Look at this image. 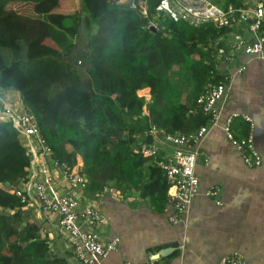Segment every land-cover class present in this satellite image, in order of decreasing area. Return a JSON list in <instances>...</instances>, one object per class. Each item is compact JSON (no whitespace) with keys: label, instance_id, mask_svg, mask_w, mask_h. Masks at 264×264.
<instances>
[{"label":"trees","instance_id":"1","mask_svg":"<svg viewBox=\"0 0 264 264\" xmlns=\"http://www.w3.org/2000/svg\"><path fill=\"white\" fill-rule=\"evenodd\" d=\"M159 2L0 0V91H17L88 191H130L163 211L165 171L141 147L153 142V125L180 134L209 123L198 99L222 78L214 59L228 28L175 21L156 10ZM83 12L89 36L72 62ZM29 166L18 130L0 122V264H71L50 251L37 225L24 223L22 210H8L23 205L16 190Z\"/></svg>","mask_w":264,"mask_h":264},{"label":"crops","instance_id":"2","mask_svg":"<svg viewBox=\"0 0 264 264\" xmlns=\"http://www.w3.org/2000/svg\"><path fill=\"white\" fill-rule=\"evenodd\" d=\"M239 1L244 5L242 8L256 2ZM216 2L224 7L233 5H227L226 0ZM227 28L225 45L235 33L252 38L244 22H235ZM81 33H87V29L83 27ZM240 65L246 68L237 72ZM219 68L222 73L231 72L232 79L228 93L219 102L217 122L199 144L201 156L196 166L199 190L179 221L170 218L174 212L170 199L159 211L148 199L130 191L109 188L81 193L86 203L108 219V223L96 226L102 239L120 238L117 249L102 258L101 264H219L223 256L234 253L241 254L247 264H264V58L240 51L234 62L223 63ZM4 94L12 102H21L17 91ZM147 95L150 101L151 94ZM233 113L253 120L255 146L263 159L260 166H247L228 140L225 126ZM247 126L248 122L241 117L232 123L234 131L241 135L246 133ZM161 147L172 155L171 144L163 143ZM29 172L32 174V170ZM60 187L62 192L63 184ZM212 190L215 193H210ZM8 210L12 213L22 210L24 223L39 227V234L49 240L52 253L60 254L71 264H81L69 236L61 231L57 216L44 214L36 206L22 205Z\"/></svg>","mask_w":264,"mask_h":264},{"label":"built area","instance_id":"3","mask_svg":"<svg viewBox=\"0 0 264 264\" xmlns=\"http://www.w3.org/2000/svg\"><path fill=\"white\" fill-rule=\"evenodd\" d=\"M116 2L134 4L133 0ZM156 10L175 21L183 20L196 27L210 23L218 28L229 27L235 22L248 24L252 38L235 33L226 47H220L216 53L214 60L218 67L223 63L234 62L240 51L264 58V0H256L247 8L234 5L224 7L216 0H160ZM143 14L147 16L146 11ZM245 68V65H240L237 72H242ZM231 79V72L222 73V78L199 97V105L209 116L208 124L180 134L168 133L153 125L149 129L154 137L153 142L141 147L143 153L153 155L157 164L165 171L169 184L168 195L174 208L170 217L173 222L179 221L198 193L200 179L196 166L201 156L199 144L209 128L217 122L219 102L228 93ZM237 117L248 122V131L243 135L237 134L232 127L233 120ZM5 121L13 123L30 156L29 169L32 174L28 171L27 177L21 180L16 190L21 203L26 207L36 206L44 214L57 216L59 227L69 236L70 245L81 264H101L102 258L117 249L120 238L109 241L102 239L96 226L108 223V219L96 207L82 199L81 193L88 186L86 178L80 171L72 170L66 162L55 156L36 117L21 102H12L0 91V122ZM225 133L247 166L262 164V156L254 142V122L249 116L231 114L226 121ZM163 143L172 145V155L163 151ZM204 160L207 162L208 158L205 157ZM61 184L66 188L62 192L59 190ZM104 190L109 188L105 187ZM210 193H215V190ZM151 257L156 258V254ZM219 264L247 263L241 254L234 253L223 256Z\"/></svg>","mask_w":264,"mask_h":264},{"label":"rangeland","instance_id":"4","mask_svg":"<svg viewBox=\"0 0 264 264\" xmlns=\"http://www.w3.org/2000/svg\"><path fill=\"white\" fill-rule=\"evenodd\" d=\"M83 18H82V26L84 27V28H86L87 29V33H81V37H80V39H79V41H78V47H77V50L76 51H74L73 53H72V55H71V60H72V62H77V53L76 52H79V51H82V50H85V47H86V43H87V36H89V32H88V21H87V18H86V14L83 12ZM82 27V28H83ZM78 54H80V53H78ZM78 64H80L79 63V61H78ZM80 69L82 70L81 72L83 73V77H85V73H84V68L83 67H80ZM142 90V89H141ZM149 93V92H148ZM138 94L140 95V96H143V97H145V99L146 100H148L149 101V96H147L146 95V93L145 92H142L141 93V91L139 90L138 91ZM150 94V93H149Z\"/></svg>","mask_w":264,"mask_h":264},{"label":"water","instance_id":"5","mask_svg":"<svg viewBox=\"0 0 264 264\" xmlns=\"http://www.w3.org/2000/svg\"><path fill=\"white\" fill-rule=\"evenodd\" d=\"M153 26H155V25H153ZM157 28V27H156Z\"/></svg>","mask_w":264,"mask_h":264}]
</instances>
